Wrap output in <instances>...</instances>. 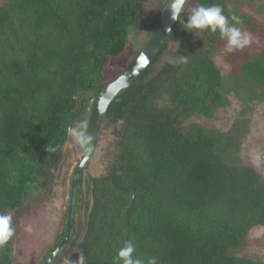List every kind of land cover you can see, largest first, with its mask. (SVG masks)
<instances>
[{
  "label": "trees",
  "instance_id": "trees-1",
  "mask_svg": "<svg viewBox=\"0 0 264 264\" xmlns=\"http://www.w3.org/2000/svg\"><path fill=\"white\" fill-rule=\"evenodd\" d=\"M146 1L0 3V214H11L14 227L31 188L53 182L51 169L67 129L83 122L89 98L119 72L103 81L108 67L118 59L125 65L136 54H128V34L140 24ZM231 1L196 0L195 5H221L226 16L240 17L237 27L251 36L245 48L225 51L226 78L214 61L226 41L218 33L192 29L179 54L186 63L170 62L178 55L153 72L164 41L108 104L104 118L120 121L117 142L106 174L92 179L87 228L79 240L78 186L71 235L49 264H61L63 252L68 264H77L81 254L85 264H114L128 240L136 246L135 256L155 257L157 264H264L241 254L251 229H264V178L238 155L248 118H236L224 132L184 124L191 116L211 118L228 103L232 89L243 105L264 99V22L234 10ZM250 1L255 0H244ZM187 16L184 8L167 39L184 35ZM66 215L67 209L38 264L60 242ZM12 239L0 248V264H12Z\"/></svg>",
  "mask_w": 264,
  "mask_h": 264
},
{
  "label": "rangeland",
  "instance_id": "rangeland-1",
  "mask_svg": "<svg viewBox=\"0 0 264 264\" xmlns=\"http://www.w3.org/2000/svg\"><path fill=\"white\" fill-rule=\"evenodd\" d=\"M2 1L0 0V3ZM163 2L165 0H148L144 3L140 24L135 29H131L128 34L127 48L130 57L141 48ZM186 2L184 8L189 15L196 5V0ZM231 2L234 10L250 13L258 21L264 22V0L249 3L244 0H232ZM191 33L192 31L185 29L184 35H172L167 39L166 49L154 64L153 72L157 71L169 58L178 56L188 46ZM224 54L225 50L216 52L214 61L226 78L229 64L224 59ZM122 61L118 59L111 67H108L103 81H108L116 71L124 67ZM226 96L228 103L217 107L211 118L191 116L184 121V124L198 123L204 127L224 132L231 127L236 118H248L247 130L241 138L238 155L242 162L254 166L264 178V99L251 100L243 105L241 98L236 96L233 89L229 90ZM119 124L120 121L113 123L106 118L102 120L97 145L87 165L88 172L90 171L94 177L106 174V166L117 142L116 129ZM82 155L80 146L74 140L72 144L70 141L64 161L59 170L53 174V182L49 181L48 187H35L29 191L25 206L15 226L11 251L12 264H38L54 243L56 234L59 233L62 225L63 213L67 209L71 174L79 162L78 158ZM75 218L76 230L79 231L82 226L80 210ZM241 254L264 263L263 228L251 229ZM60 262L68 264L66 253L63 252L60 255Z\"/></svg>",
  "mask_w": 264,
  "mask_h": 264
},
{
  "label": "water",
  "instance_id": "water-1",
  "mask_svg": "<svg viewBox=\"0 0 264 264\" xmlns=\"http://www.w3.org/2000/svg\"><path fill=\"white\" fill-rule=\"evenodd\" d=\"M171 0H165L162 8L160 9L156 20L149 30L147 37L145 38L141 48L138 52L126 62L124 67L110 80L106 83L104 88L91 96L86 103V106L83 111V122H86V134H90L92 139L90 142L91 151L85 157L84 153L81 156L78 164L76 165L69 182V194H68V204H67V215L65 220V230L64 234L60 240V242L56 245V247L48 254V256L44 259L42 264H49L50 261L62 250V248L66 245L68 238L70 236L71 228H72V217L74 210V202H75V193L77 188V181L79 178L80 170L82 171L80 177V189L82 193V203L80 208L81 214V224L82 228L80 231L79 240L84 235V232L87 228L88 215L92 207V179L93 176L85 170V165L88 163L90 158L92 157L99 133L102 124V120L104 118L106 108L108 104L114 99V97L120 93L122 90L126 89L133 80L140 74V72L150 63V61L155 57L160 47L167 40L169 34L173 30V26L176 24L177 20H173L171 18V13L169 10V5ZM170 29V30H169ZM71 137L66 134V138L63 141L61 147V154L51 171L55 174L60 165L65 159L66 153L68 151L70 145ZM133 197V193L129 197L128 202L123 208V214L126 216V210L128 205L130 204ZM126 222V218L124 219ZM126 224L123 230V240H125L126 235Z\"/></svg>",
  "mask_w": 264,
  "mask_h": 264
},
{
  "label": "clouds",
  "instance_id": "clouds-1",
  "mask_svg": "<svg viewBox=\"0 0 264 264\" xmlns=\"http://www.w3.org/2000/svg\"><path fill=\"white\" fill-rule=\"evenodd\" d=\"M186 0H171L169 10L173 20H179L180 14L184 10ZM240 17L234 13L230 16L224 14V9L219 4L205 6L199 4L191 10L184 21L185 29L191 31L208 30L212 33H218L219 37L226 41L225 51L240 50L250 45L251 36L237 27L240 24ZM170 30V29H169ZM172 63H186L187 58L179 55L178 60L170 61ZM86 122H80L67 129L68 135L78 144L85 157L91 151V135L86 134ZM15 233L13 225V216L11 214H0V248L8 244ZM136 246L133 241H125L117 250L114 257V264H157L155 257H148L146 260L134 255ZM77 264H85V256L81 254L76 260ZM71 264V262H69Z\"/></svg>",
  "mask_w": 264,
  "mask_h": 264
},
{
  "label": "flooded vegetation",
  "instance_id": "flooded-vegetation-1",
  "mask_svg": "<svg viewBox=\"0 0 264 264\" xmlns=\"http://www.w3.org/2000/svg\"><path fill=\"white\" fill-rule=\"evenodd\" d=\"M87 165H88V163H86V165H85V170L86 171H88L87 170ZM75 169V168H74ZM74 171V170H73ZM82 171L83 170H80V173H79V178H78V181H77V187L79 186L80 187V177H81V174H82ZM73 173V172H72ZM89 173H90V171H89ZM72 175V174H71ZM92 175V174H91ZM93 177H94V175H92ZM76 194V193H75ZM74 205H75V202H74ZM72 224H73V220H72ZM71 231H72V228H71ZM70 235H71V232H70ZM70 237V236H69Z\"/></svg>",
  "mask_w": 264,
  "mask_h": 264
}]
</instances>
